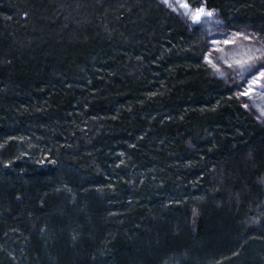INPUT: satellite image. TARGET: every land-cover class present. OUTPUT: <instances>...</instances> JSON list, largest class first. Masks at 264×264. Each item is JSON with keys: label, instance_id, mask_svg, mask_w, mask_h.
I'll return each mask as SVG.
<instances>
[{"label": "trees", "instance_id": "trees-1", "mask_svg": "<svg viewBox=\"0 0 264 264\" xmlns=\"http://www.w3.org/2000/svg\"><path fill=\"white\" fill-rule=\"evenodd\" d=\"M187 2L257 62L160 0H0V264H264V0Z\"/></svg>", "mask_w": 264, "mask_h": 264}, {"label": "rangeland", "instance_id": "rangeland-1", "mask_svg": "<svg viewBox=\"0 0 264 264\" xmlns=\"http://www.w3.org/2000/svg\"><path fill=\"white\" fill-rule=\"evenodd\" d=\"M163 3L168 4L172 7L176 12H178L187 22L190 24H203V23H213L215 19V12H213L212 16H202L199 20H193L192 17L195 15L196 10L201 8H195L189 11L181 7L182 0H160ZM204 8V7H203ZM205 9V8H204ZM210 11V10H207ZM215 22L212 24V29L210 30V36L212 38L210 44L209 58L210 62L220 63V66L223 67V70L230 68L231 66L235 67V62L238 60L248 61L249 63H256V60H248V57L261 55L262 49L261 47L252 39V36L247 34L246 32H227L221 30L220 28H216ZM214 57V58H213ZM213 60V61H212ZM227 62V63H226ZM225 68V69H224ZM264 70L260 66H252L245 76L248 78L243 81L240 87V96L242 98V102L246 107H252L254 101L261 102L262 106H264V79L259 77V71ZM261 80L258 84H251L253 79ZM241 83V82H240ZM249 87H251L252 91H249ZM247 93V95H245ZM264 109V107H263ZM257 116L260 120L264 121V111L256 108Z\"/></svg>", "mask_w": 264, "mask_h": 264}, {"label": "snow or ice", "instance_id": "snow-or-ice-1", "mask_svg": "<svg viewBox=\"0 0 264 264\" xmlns=\"http://www.w3.org/2000/svg\"><path fill=\"white\" fill-rule=\"evenodd\" d=\"M165 2H168V0H165ZM181 7L185 8V9H188L190 11L192 6L187 2V0H182ZM205 15L206 16H212L213 12L212 11H207L206 9L201 7V8L196 10V13H195V15H193L192 19L193 20H199L202 16H205ZM253 59H254V57H251V56L248 57V60H253ZM236 63L240 64L243 67L244 64H245V61L238 60V61H236ZM249 67H251V66L249 65ZM260 67L264 68V65H261ZM259 77L261 79H264V70L259 71ZM260 82H261V80H258V79L254 78L251 81V84H258ZM249 91H252L251 87H249ZM245 95H247V93H245Z\"/></svg>", "mask_w": 264, "mask_h": 264}]
</instances>
